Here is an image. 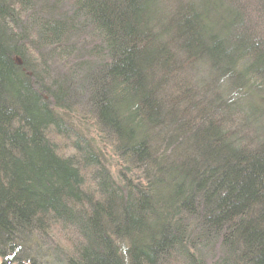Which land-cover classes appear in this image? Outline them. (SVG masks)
Here are the masks:
<instances>
[{
  "label": "trees",
  "instance_id": "trees-1",
  "mask_svg": "<svg viewBox=\"0 0 264 264\" xmlns=\"http://www.w3.org/2000/svg\"><path fill=\"white\" fill-rule=\"evenodd\" d=\"M0 264H264V0H0Z\"/></svg>",
  "mask_w": 264,
  "mask_h": 264
},
{
  "label": "rangeland",
  "instance_id": "rangeland-1",
  "mask_svg": "<svg viewBox=\"0 0 264 264\" xmlns=\"http://www.w3.org/2000/svg\"><path fill=\"white\" fill-rule=\"evenodd\" d=\"M91 134L94 135V132H91ZM106 155H107L106 163L109 166L110 170L112 171L113 175L116 177L118 175V171H117L118 161H116L117 156L112 151H106Z\"/></svg>",
  "mask_w": 264,
  "mask_h": 264
}]
</instances>
